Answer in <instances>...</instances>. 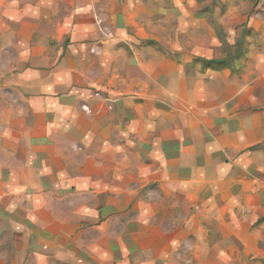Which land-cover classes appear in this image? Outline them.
<instances>
[{
	"label": "rangeland",
	"instance_id": "1",
	"mask_svg": "<svg viewBox=\"0 0 264 264\" xmlns=\"http://www.w3.org/2000/svg\"><path fill=\"white\" fill-rule=\"evenodd\" d=\"M68 1L2 0L0 35L24 58L41 18L70 24L68 78L112 106L114 164L145 168L131 193L158 258L147 263L264 264V168L252 159L264 150V0H71L76 12ZM226 58L233 70L202 63Z\"/></svg>",
	"mask_w": 264,
	"mask_h": 264
},
{
	"label": "crops",
	"instance_id": "2",
	"mask_svg": "<svg viewBox=\"0 0 264 264\" xmlns=\"http://www.w3.org/2000/svg\"><path fill=\"white\" fill-rule=\"evenodd\" d=\"M38 7L49 15L43 2ZM51 16L40 19L45 30L35 28L28 57L16 36L3 44L0 35V264H148L158 258L136 226L142 199L131 193L132 183H146L136 179L145 168L132 170L123 156L114 164L106 135L112 106L88 94L81 76L68 78L61 40L71 27ZM252 159L264 168V150Z\"/></svg>",
	"mask_w": 264,
	"mask_h": 264
},
{
	"label": "trees",
	"instance_id": "3",
	"mask_svg": "<svg viewBox=\"0 0 264 264\" xmlns=\"http://www.w3.org/2000/svg\"><path fill=\"white\" fill-rule=\"evenodd\" d=\"M234 60V58H226L223 60H210V61H203L204 68L208 69L212 66L217 67L218 69H232L231 62ZM197 61V59H196ZM260 223V221H258Z\"/></svg>",
	"mask_w": 264,
	"mask_h": 264
}]
</instances>
